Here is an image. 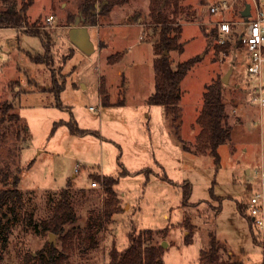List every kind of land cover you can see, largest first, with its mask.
<instances>
[{
  "label": "rangeland",
  "instance_id": "1",
  "mask_svg": "<svg viewBox=\"0 0 264 264\" xmlns=\"http://www.w3.org/2000/svg\"><path fill=\"white\" fill-rule=\"evenodd\" d=\"M221 1L168 0L164 6L168 25L180 29L179 42L185 45L183 53L169 54L173 69L181 61L194 57L199 60L180 84V136L188 145L196 144L200 132L197 117L206 86L216 79L222 82L233 69L228 83L222 82L232 130L231 140L219 147V163L210 154L185 151L164 107L149 105L138 94L136 68L153 74V81L149 76L144 86L155 84L152 48L162 25L152 18V0H130L115 6L109 16L98 18L97 24L139 26H116L115 39L108 43L104 33L100 39L91 29L95 44L91 55L77 48L69 38V29L62 27H69L81 15L80 0H34L28 15L31 24L40 19L41 27L36 29L39 35L0 28V105L16 102L29 129L30 140L17 162L22 168L20 189L34 193L27 208L29 212L34 210L35 220L31 225L13 226L7 243L0 240V264H25L26 254L36 255L46 248L51 235L42 230L40 220L48 194L65 188L70 179L75 193L82 188L95 191L91 203H76L78 224L84 226L91 205L101 208L106 197L103 180L97 181L101 188L90 187L93 175L119 178L115 191L121 199V212L102 230L99 250L88 261L75 256L70 264H109L113 246L126 249L129 233L144 230L155 232L153 244L162 247L164 264H200V252L208 249L211 233L223 246L221 264H264V230L251 228L245 216L249 215L245 203L263 189L264 107L253 97L254 88L259 84L264 88V73L261 78H250L243 43L233 48V34L246 30L241 15L246 4L250 3L254 12L264 8V0H226L228 9L212 14L211 6ZM51 15L57 28L46 22ZM222 20L233 23L228 53L217 52L216 45L222 44L220 35L211 36ZM29 53L48 54L49 64L34 62ZM114 61L117 63L111 68ZM117 66L126 71L127 80L123 77L118 81ZM52 73L58 83L65 82L60 97L62 108L57 107L49 90ZM100 82L109 104H120L127 86V102L104 107L99 98ZM71 114L80 128L98 134L73 135L66 125L54 130L55 123L69 121ZM13 142L11 138L6 147L2 146L0 164L7 160V146ZM11 164L15 168L13 161ZM124 169L128 173L121 175ZM145 169L150 170H146L149 177ZM184 181L192 184L190 206L183 205L180 184ZM187 217L192 230L184 225ZM189 233L192 241L187 243ZM55 243L61 245L60 237L55 236Z\"/></svg>",
  "mask_w": 264,
  "mask_h": 264
},
{
  "label": "trees",
  "instance_id": "2",
  "mask_svg": "<svg viewBox=\"0 0 264 264\" xmlns=\"http://www.w3.org/2000/svg\"><path fill=\"white\" fill-rule=\"evenodd\" d=\"M130 0H80L79 10L85 24L94 26L98 23V18L107 17L113 8L120 4L128 3ZM168 0H152V18L156 19L157 24L162 28L153 41L155 59L153 68L155 72V90L148 98V104L163 106L166 118L171 121L176 135L182 142V147L187 152L195 154H210L217 163L220 162L218 153L219 147L231 140L232 126L229 122V114L226 111L225 90L221 80H213L206 86L203 94V107L197 117V124L200 132L196 137V144L192 147L180 136L182 124L181 88L180 84L186 77L188 71L198 62V58H190L179 62L176 69L172 67L170 53L178 51L183 53L184 43L179 42V28L169 26L168 18L164 16L165 4ZM34 4V0H0V28H14L24 30L27 34L39 35L36 29L39 21L30 23L29 9ZM99 4L100 8L98 11ZM235 44L233 48L240 46L241 33H234ZM211 36L218 37V31L213 29ZM232 36V35H231ZM208 37V36H207ZM210 37V35H209ZM233 37V36H232ZM230 38L223 44L216 45L217 52L228 53L232 47ZM167 52V54H165ZM32 60L36 63L44 62L49 64V55L42 56L40 53L32 55ZM111 59V58H110ZM118 59L117 61H119ZM117 61L112 62V64ZM52 86L49 89L55 96L57 107H64L61 104V93L64 90L65 82L58 83L52 73ZM101 88V87H100ZM104 94V95H103ZM103 105L108 106V96L101 88ZM62 125H66L73 135L98 134L96 131L80 128L73 114L69 121L55 123L54 130ZM15 142L7 146V160L0 164V240L7 243L12 227L18 223L31 225L34 220V210L30 211L33 199V191H22L19 187L21 181L22 168L17 160L24 145L30 140V133L27 124L24 123L17 110L16 102H4L0 105V150L6 147L9 139ZM16 165L12 167L11 161ZM119 164L123 163L119 160ZM145 169L144 172L146 173ZM150 171V170H148ZM128 171L124 169L121 175H126ZM149 177V174L146 173ZM93 181L103 180L105 198L102 207L99 208L94 203L88 211L84 226L79 225L80 215L77 211V200L80 203H91L96 197L94 189H79L73 192V180L70 179L67 186L58 192L48 194L47 206L40 220L42 230L49 235L60 237L61 245L55 242L46 244L42 252L28 253L25 256V264H70L71 259L77 256L81 260L88 261L91 255L100 248V234L106 225L112 222L113 217L121 212V199L118 197L115 187L119 183L118 177L93 175ZM167 179V176H163ZM183 192V205L190 206L192 194V184L184 181L180 184ZM91 187V186H90ZM92 188V187H91ZM239 210L245 215L238 204ZM254 227L253 218L245 215ZM184 225L192 230L190 218L187 217ZM70 228L67 229V227ZM253 230V229H252ZM168 231V230H167ZM166 232V229H165ZM155 232L144 230L139 234L129 233V245L124 250H119L113 246L109 251V264H164L163 249L161 246L153 244ZM189 233L186 242H191ZM220 241L214 233L210 234L208 249L201 250L200 264H221L220 252L223 249Z\"/></svg>",
  "mask_w": 264,
  "mask_h": 264
},
{
  "label": "built area",
  "instance_id": "3",
  "mask_svg": "<svg viewBox=\"0 0 264 264\" xmlns=\"http://www.w3.org/2000/svg\"><path fill=\"white\" fill-rule=\"evenodd\" d=\"M228 9V3L223 1L211 7L212 13L222 12ZM53 17L47 18V22L53 21ZM246 30L242 31L240 40L247 52V73L250 78H261L264 73V9H256L252 12L251 17L246 22ZM220 42L223 44L227 41L228 35L233 34V23L229 21H221L217 23ZM227 38V39H226ZM253 100L261 107H264V88L258 85L254 88ZM92 111H96L95 107H91ZM79 167V165H78ZM262 178V192L253 195L247 202L249 215L253 218L254 227L264 230V173L260 174ZM92 188H101L102 185L97 182H91Z\"/></svg>",
  "mask_w": 264,
  "mask_h": 264
},
{
  "label": "crops",
  "instance_id": "4",
  "mask_svg": "<svg viewBox=\"0 0 264 264\" xmlns=\"http://www.w3.org/2000/svg\"><path fill=\"white\" fill-rule=\"evenodd\" d=\"M224 1H226V0H224ZM221 2H223V1H221ZM227 2V1H226ZM215 5V4H214ZM214 5H212V6H214ZM211 6V7H212ZM258 9H261V8H258ZM262 9H264V8H262ZM210 12H211V8H210ZM114 13H115V11H114ZM114 13H112V14H114ZM219 13V12H218ZM212 14H217V13H212ZM52 16V15H51ZM48 17H50V16H48ZM48 17H46V20H47V18ZM54 21V20H53ZM53 21H51V22H49L48 24L49 25H52L51 27H53V28H57L58 26H55V25H53ZM223 21V20H222ZM47 22V21H46ZM217 23H219V21L217 22ZM122 25H127L128 27L129 26H131V27H133V26H135V27H138L139 25L138 24H121V23H116V22H112V23H110V22H108V23H105V24H97L96 26H90L89 27V31L91 30V29H94V33H95V37H98V38H100V39H102V37H103V33H104V36L106 37V39H107V43H108V41H112V40H114L115 39V36H116V33H115V27L116 26H122ZM62 27H64V28H66L67 30L69 29V27L68 26H64V25H62ZM17 30H19V29H17ZM216 30L218 31V27L216 28ZM103 31V32H102ZM89 34H91L90 32H89ZM218 35H219V31H218ZM90 38H92L91 37V35H90ZM98 38H96V39H98ZM91 41H92V39H91ZM93 42V41H92ZM94 43V42H93ZM107 43H106V45H107ZM94 47H95V44H94ZM95 52V51H94ZM123 54V53H122ZM124 55V54H123ZM112 56V55H111ZM111 56H109L108 58H110ZM122 59V58H121ZM154 59H155V54H154V50H153V48H152V61L154 62ZM117 63V62H116ZM116 63H114L113 65H109L111 68H113L115 65H116ZM116 71H117V76H118V78H119V80L118 81H120L123 77L127 80V74H126V71L122 68V67H119V66H117L116 67ZM148 74V75H147ZM136 75H137V77L139 78V81H138V85H137V88H138V94L140 95V96H142L143 97V99H142V101H148V98L153 94V92H154V90H155V84H154V86H144L145 85V79L146 78H148L149 76L151 77V80L150 81H153V74L152 73H148V71L147 70H145V69H138V68H136ZM23 80V79H22ZM126 80H125V84H126ZM154 80H155V75H154ZM155 83V82H154ZM152 85H153V83H152ZM100 87H101V82H100ZM127 89H128V87L127 86H125V94H124V97H123V101H121V103L119 104V103H112V104H109L108 106H111V105H116V104H118V105H123L125 102H127V97H128V92L129 91H127ZM138 95V96H139ZM100 98V101L102 102V104H103V98H102V96H100L99 97ZM104 106V105H103ZM104 107H107V106H104ZM103 176V175H102ZM246 204V206H247V203H245Z\"/></svg>",
  "mask_w": 264,
  "mask_h": 264
},
{
  "label": "water",
  "instance_id": "5",
  "mask_svg": "<svg viewBox=\"0 0 264 264\" xmlns=\"http://www.w3.org/2000/svg\"><path fill=\"white\" fill-rule=\"evenodd\" d=\"M252 6L250 3L246 4L244 11L241 15L247 22L252 15ZM89 25L85 24L84 19L81 15L77 16L74 22L69 27V38L71 42L86 54L91 55L95 51L94 43L91 41L89 34ZM167 54V52H165ZM233 69L230 68L228 73L223 77L222 82L227 84L229 77L232 74ZM51 242H55V236L51 235Z\"/></svg>",
  "mask_w": 264,
  "mask_h": 264
}]
</instances>
